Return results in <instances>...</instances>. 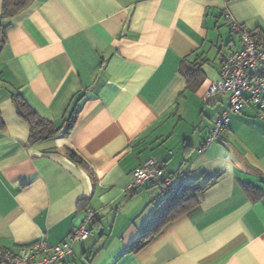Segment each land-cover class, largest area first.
Listing matches in <instances>:
<instances>
[{
    "label": "crops",
    "instance_id": "obj_1",
    "mask_svg": "<svg viewBox=\"0 0 264 264\" xmlns=\"http://www.w3.org/2000/svg\"><path fill=\"white\" fill-rule=\"evenodd\" d=\"M5 5L0 248L18 252L42 236L61 244L91 209L90 235L64 264H264V108L246 103L223 139L205 146L229 96L209 87L220 59L242 47L226 16L262 40L264 0H28L12 16ZM186 59L200 62L197 91L181 72ZM18 96L60 134L32 141ZM152 158L173 185L131 187ZM194 184L209 185L198 204L131 252Z\"/></svg>",
    "mask_w": 264,
    "mask_h": 264
},
{
    "label": "built area",
    "instance_id": "obj_2",
    "mask_svg": "<svg viewBox=\"0 0 264 264\" xmlns=\"http://www.w3.org/2000/svg\"><path fill=\"white\" fill-rule=\"evenodd\" d=\"M226 17L232 31L240 35L242 47L220 59V79L209 87V95L227 93L229 96L228 106L218 115L205 146L223 139L231 122V114L240 113L246 103L264 108V39L256 38L229 13ZM174 179L175 176L166 173L164 163L152 158L134 170L130 186L139 188L152 183L171 187ZM94 220V211L88 209L85 223L74 230L65 242L55 246L49 245L46 236H42L37 242L21 247L18 252L0 248V264H64L66 258L72 255L73 243L88 238L90 231L86 226Z\"/></svg>",
    "mask_w": 264,
    "mask_h": 264
},
{
    "label": "trees",
    "instance_id": "obj_3",
    "mask_svg": "<svg viewBox=\"0 0 264 264\" xmlns=\"http://www.w3.org/2000/svg\"><path fill=\"white\" fill-rule=\"evenodd\" d=\"M28 3V0L15 1L6 0L4 8V16H12L23 8ZM256 37V36H255ZM5 42V36L2 34L0 39V46ZM200 62L195 60L189 62L187 59L182 62L181 72L189 80V89L197 91L203 85V77L200 72ZM16 107L18 113L23 119H25L31 126L32 141L46 140L54 138L60 134L61 129L56 127L53 123L40 118L35 112H33L27 104L18 96L15 98ZM77 117L75 114L71 115L68 119L69 130L66 132V136L71 134ZM68 157L75 163L81 166H87L86 162L74 151L68 150ZM155 185V184H154ZM209 185L194 184L187 187L181 194L172 197L165 207L161 210L158 218L154 220L151 226L144 231L143 235L132 245L130 251L137 253L138 251L149 245L154 238L172 221L178 218L180 215L191 210L198 204L197 195L208 189ZM167 188V187H162Z\"/></svg>",
    "mask_w": 264,
    "mask_h": 264
}]
</instances>
